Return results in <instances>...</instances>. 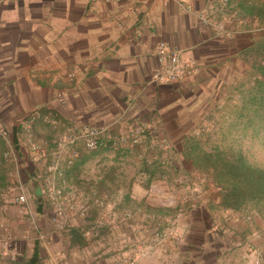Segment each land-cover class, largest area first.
Listing matches in <instances>:
<instances>
[{"label": "crops", "instance_id": "0c3cea01", "mask_svg": "<svg viewBox=\"0 0 264 264\" xmlns=\"http://www.w3.org/2000/svg\"><path fill=\"white\" fill-rule=\"evenodd\" d=\"M230 2L245 16L248 11L264 6V0ZM204 3L205 0L0 1V126L11 134L20 161L27 160L31 165L18 125L34 110H50L69 126L107 125L122 132L138 125L144 126L139 142L134 146L138 150V158L140 155L148 158L149 148L163 136L173 142L182 140L190 131L189 125L203 124L207 111L225 102L232 92V75L242 72V64L236 56V47L240 46L241 39L236 37L222 44L213 38L197 19ZM158 42L177 48L180 61L189 59L197 62V74L179 82L153 83L150 77L156 67L153 55ZM228 76L232 77L231 82L227 80ZM50 135V130L42 123L34 124L35 141L46 144ZM78 150H81L80 147ZM2 151L0 147V153ZM111 153H114L118 165L127 162L125 150ZM133 161H130L131 165H137ZM140 163L139 168L133 171V180L124 188L130 190L129 194L125 195L121 187H116V194H110L112 188L104 187L118 221L114 237L106 229L105 237L108 239L99 252L103 261L101 264H127L129 261L154 264L153 255L150 259L145 256L148 252L141 249L138 243L142 223L157 221L171 201L170 197H166L168 192L160 194L155 188L156 193L151 194L148 183H145L149 180L145 181V178H156L167 168H160L155 163L146 167ZM95 188L90 187L83 192L88 194L101 190ZM147 189L148 192L145 191ZM210 201L215 202V199ZM203 204L199 205V209L204 210ZM137 208H143L148 221L142 220L144 214L141 210L137 212ZM106 213L107 225L111 214L109 211ZM125 213L130 215L126 224L122 221ZM203 215V218L200 217L194 209L185 218L192 236H195L196 228L203 226L202 222L205 227L208 215L204 211ZM221 216L225 218L222 223L215 221L220 227L236 226L235 230L243 235L249 232L242 225L244 217L240 213H224ZM41 217L39 223L46 234L54 238L52 245L39 248L42 261L48 257L52 261L50 264H58L53 258L58 254L59 260L65 259L63 264L91 262L92 258L86 257V251L81 261V257H77L79 252L72 251L67 256L58 249L55 229L50 225L47 213ZM154 230L153 226L148 228V231ZM113 239L114 246L111 244ZM192 239L179 245L178 261L197 253L205 244L202 239ZM148 250L164 262L172 247L166 237L160 240L155 250L152 247Z\"/></svg>", "mask_w": 264, "mask_h": 264}, {"label": "rangeland", "instance_id": "374dc122", "mask_svg": "<svg viewBox=\"0 0 264 264\" xmlns=\"http://www.w3.org/2000/svg\"><path fill=\"white\" fill-rule=\"evenodd\" d=\"M263 36V32H255L241 34V36L236 35L232 39L236 37H238L239 40L241 39L240 46L236 47V49H240L251 45V43L260 41ZM248 68L249 67L245 64L244 70L247 71L246 75L243 72H238V74L235 75L231 74L234 78V82L238 83L240 81H245L248 77V72H250V68ZM230 78L232 77L228 76L227 80ZM204 112L206 113V111ZM210 112H212V110L207 111L203 119V124L198 126L189 125L191 127L189 129L190 131L182 140L178 139L173 142L163 136L161 138L162 140L160 139L157 143L152 144V148H149V144H147V149L149 148L150 150V156H148V158L144 157V155H140L138 158L136 155L138 150L135 149L134 145L131 147V152L126 153L128 155L127 162L118 165L114 153H111L112 151H84L81 148V150H78V148L77 157L74 162L81 159L82 162L81 164H77L75 168L71 167L70 170H67L68 173L65 178L66 183L76 189L79 188V191L82 193H84L83 190L90 187H96L97 189L95 188V190L97 191L101 189L99 192L95 191L98 194L101 192L105 193L104 187L107 185L112 188L110 194H116V187H121L123 189L122 192L126 195L130 193V190L126 191L124 188L133 180V171L135 172L137 168H139L140 162H142L140 163L141 166L144 165L148 167L155 163L154 165L160 168H167V170L156 178L146 177L145 181L148 179L149 182L144 181L148 183L147 188L150 189L149 192L151 194L156 192L160 194L168 192L166 197H170L171 201L170 206L164 208L168 209L169 213L166 211L162 212L163 216L160 215L157 221L151 224L147 222L142 223V233L138 243L141 249L148 252L145 256H148L150 259L153 255V258H155L153 260L154 264H164L170 259L169 262H173L172 264H254V261L257 259L258 264H264V221L256 213H252V215L245 212L240 213L244 217L241 219L242 225H245L244 227H247L249 230L245 235L241 234L240 231H236V226H234L235 228L231 225L220 227V225L215 224V221L222 223L221 221L225 219L221 216L222 214L228 213L231 215L233 212H223L221 210L223 212L221 214V211L214 209V207L212 209H207L208 202L211 199H215L216 201L217 192L209 178L199 174L191 167L190 163L183 158V153L186 152L185 144L188 139L197 137L201 133H207V141L204 145L205 149L226 144L231 146L234 150L241 149L250 162L262 164L264 162V142L262 138L264 133L257 134L258 136L256 137H250L249 135H252L250 129H246V131L243 132L240 127L223 125L219 121L216 122L217 120L214 119L213 121L208 120ZM43 115H52L58 123L57 128L60 130L69 126L59 120L57 115L50 110H47ZM214 117H216V115ZM42 125L49 130L47 125L43 123ZM42 133L45 134L44 129ZM50 134L52 135L51 132ZM42 136L44 138V135ZM222 136H225L224 140ZM0 147L2 151V148L4 149V144L1 140ZM18 154L19 153H17V155ZM129 157H134L136 159H130ZM164 157H166L167 163L161 165L165 159ZM20 158L21 157L18 155L20 162L18 177L23 180L28 193L27 205H17L14 203L13 199L16 193L17 176L14 167L9 162H5L2 158V153H0V176L3 177V179H0V184L3 185L2 187L0 186V264H22L28 259L34 242L39 243V248L48 247L54 243V238L51 237L50 234H46L44 227L39 223L40 218H42L41 215H43L44 212H40L39 209L41 204L40 189L38 187V189L36 188L37 184L35 185V182L37 183V178L33 174L36 173L37 176L38 169L41 171L43 167L41 163H39V165L37 164V167L33 162L29 165L27 160L21 159L20 161ZM145 159L146 161L144 162ZM132 160H134L133 163L137 165H131L130 161ZM101 186H103V188H101ZM148 189L145 191L148 192ZM107 197L110 205H105V207L101 208L103 209L102 211L98 208L97 210H90V214L84 218H72L71 226L66 227L63 231L54 228L57 239L55 241L58 243V249L67 254V256L69 252H79L77 253V257H81V261L83 260V253L86 251V257L92 258L89 264L103 263L101 256H99V252L102 251V248L105 246V241L108 239L105 237L106 229L109 235L111 234L114 237L113 231L116 226V220L118 219L117 213L113 211L114 205L110 202V196L107 195ZM204 200L208 201L203 204ZM200 204H203L204 210L199 209ZM37 208L39 211H37ZM176 208L180 210L181 215L179 214L176 216L174 214V218L170 219V222L168 221L166 224L165 220L167 215L173 213ZM194 209L200 217H204L203 211L208 217H205V227H203L204 224H202V222L201 225L203 226H201V228L198 227L199 229L196 228V233H194L195 236H192L188 228L189 223H185V218ZM137 210V212L140 210L143 212V208H137ZM106 211H109L111 214L107 225L105 224L106 217H104L108 214ZM142 214H144L142 215V220L148 221V216L144 212ZM176 214H178V212ZM196 217L198 216L196 215ZM128 219H123V223L126 224L125 221ZM118 223L120 224V222ZM214 225H217L220 234L215 231L216 227H213ZM150 226H153L156 231H148ZM72 227L76 228L75 237H82L87 240L88 245L86 247L78 248L77 245L70 246L69 241L71 237L69 239V233ZM165 235L172 250L169 253L170 255H165V261L161 262L160 259L154 257V252H151L148 248L151 249L152 247L155 250L160 240L166 238ZM192 238H194V241H201L202 239L205 243L203 244L204 246L201 247L202 251L199 250L193 255L183 257L182 261H178L177 253L179 252V245L188 241L190 242L193 240ZM42 244H44V247ZM111 244L114 246V239ZM188 245H190V243ZM82 250L84 251L82 252ZM57 255L52 257L58 264H60V262L63 264L65 259L59 260L60 257H57ZM96 255L97 257L93 258ZM50 262L52 261H50L48 257H45V261H42V264H50ZM130 262L131 261L127 264ZM169 262L168 264H170ZM85 263L88 264L87 262Z\"/></svg>", "mask_w": 264, "mask_h": 264}, {"label": "built area", "instance_id": "2783aa9c", "mask_svg": "<svg viewBox=\"0 0 264 264\" xmlns=\"http://www.w3.org/2000/svg\"><path fill=\"white\" fill-rule=\"evenodd\" d=\"M197 19L213 38L220 40L232 39L239 34L264 32V23L243 15L233 7L230 0H205L203 9L197 14ZM179 55L180 51L177 48L158 42L153 55L156 67L151 73L150 80L156 84H167L179 82L196 74L198 68L195 61L189 59L180 61ZM36 122L47 125L52 133L46 144L34 140L33 126ZM57 125L52 115H43L38 110H34L19 123L18 128L23 135V143L30 161L35 165L41 163L43 167L36 177L41 195V211L47 213L51 226L63 231L71 226L72 218H84L92 208L101 209L105 205H110L105 193H82L66 183L65 173L73 165L77 157V149L79 147L84 151L122 149L130 152L131 147L139 142L144 126L138 125L128 132H122L107 125H71L61 130ZM0 140L4 144L2 158L14 167L17 176L14 203L27 205L28 193L23 180L18 177L20 169L18 155L15 153L11 134L1 126ZM164 158L161 165L167 163L166 157ZM128 218L129 214L125 213L122 219ZM140 256L142 257L143 254L141 253ZM254 264H258V259Z\"/></svg>", "mask_w": 264, "mask_h": 264}, {"label": "trees", "instance_id": "16d2710c", "mask_svg": "<svg viewBox=\"0 0 264 264\" xmlns=\"http://www.w3.org/2000/svg\"><path fill=\"white\" fill-rule=\"evenodd\" d=\"M249 15H253V18L258 22L264 23V6L248 11L246 16ZM216 40L225 44L233 39ZM236 56L242 64V72L245 75L247 71L244 70V65L246 64L250 68L248 77L246 76L245 81L233 83V90L227 100L219 103L218 107H214L209 113L208 120L213 121L214 119L223 125L240 127L243 132L250 129L252 135L249 136L256 137L257 134L264 133V36L260 41L240 49L237 48ZM195 63L199 69L198 63ZM39 112L43 114L47 110H40ZM215 115L216 117H214ZM207 136V133H201L197 137L187 138L186 152L183 153V158L199 174L207 176L217 192L216 201L213 203L209 201L207 208L213 205L214 209L223 212H245L250 215L256 213L264 221V162L262 164L250 162L241 149L234 150L226 144L205 149ZM222 138L224 140L225 136ZM262 138L264 142V135ZM81 162L82 159L75 161L71 167L75 168ZM33 175L37 177L36 174ZM0 179L3 177L0 176ZM0 186L3 185L0 184ZM39 209L41 212V205ZM39 209L37 208V211ZM97 209L93 208V210ZM165 210L169 213L168 209ZM177 212L178 214H176ZM174 214L176 216L181 215L180 210L176 208L173 213L167 215L166 224L174 218ZM75 231L76 228L70 229V246L86 247L88 245L87 240L82 237H75ZM215 231L220 234L217 227ZM22 264H42L38 242H34L29 258Z\"/></svg>", "mask_w": 264, "mask_h": 264}, {"label": "water", "instance_id": "95a60500", "mask_svg": "<svg viewBox=\"0 0 264 264\" xmlns=\"http://www.w3.org/2000/svg\"><path fill=\"white\" fill-rule=\"evenodd\" d=\"M38 186H36V188H37ZM38 189V188H37ZM39 191V190H38Z\"/></svg>", "mask_w": 264, "mask_h": 264}]
</instances>
